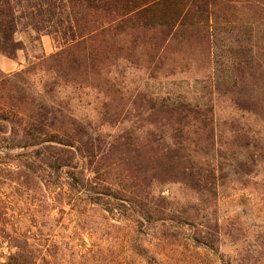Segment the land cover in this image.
Wrapping results in <instances>:
<instances>
[{"label":"rangeland","instance_id":"1","mask_svg":"<svg viewBox=\"0 0 264 264\" xmlns=\"http://www.w3.org/2000/svg\"><path fill=\"white\" fill-rule=\"evenodd\" d=\"M212 26L210 43L168 53L160 74H152L144 62L121 59L103 85L61 86L54 95L95 137L111 142L127 136L134 149L138 144L180 147L196 172L216 177L205 192L183 182L153 181L146 191L122 182L120 194L132 189L150 194L142 208L152 212V222L144 224L130 211H112L104 204H55L49 220L40 216L43 210L31 212L37 227L29 216L21 225L50 233L58 264H264V23L235 10ZM16 39L24 47L14 59L0 55L5 60L0 75L25 69L61 47L23 22ZM46 80L42 73L30 77L37 89ZM252 97L257 105L248 103ZM151 99L208 107L214 119L206 129L152 121L147 111ZM121 174L115 171L111 177L119 181ZM5 190L0 185V195ZM19 209L0 205V228L1 215L18 218ZM7 252L1 243L0 264Z\"/></svg>","mask_w":264,"mask_h":264},{"label":"trees","instance_id":"2","mask_svg":"<svg viewBox=\"0 0 264 264\" xmlns=\"http://www.w3.org/2000/svg\"><path fill=\"white\" fill-rule=\"evenodd\" d=\"M235 10L264 23V0H0V55L14 59L23 49L16 39L21 22L61 43L27 68L0 75V185L10 191L0 195V205L22 208L18 218L1 215L0 246L8 250L2 264L61 263L59 252H52L50 233L33 231L38 223L31 212L43 210L40 216L49 220L55 204H104L112 211H130L144 224L152 222V212L142 208L150 194L133 189L120 194L122 182L145 191L153 181L183 182L200 192L216 182L214 173L196 172L180 147L138 144L134 149L127 136L111 142L95 137L54 95L61 86L103 85L121 59L144 62L152 74H160L168 53L210 43L212 22ZM40 73L47 80L41 89L33 88L30 77ZM248 101L257 105L253 97ZM147 111L150 120L182 129H206L214 119L208 107L165 99L149 100ZM147 153L152 156L145 158ZM115 171L122 172V180L111 177ZM27 216L33 226L21 225Z\"/></svg>","mask_w":264,"mask_h":264},{"label":"crops","instance_id":"3","mask_svg":"<svg viewBox=\"0 0 264 264\" xmlns=\"http://www.w3.org/2000/svg\"><path fill=\"white\" fill-rule=\"evenodd\" d=\"M4 61H5V60H3L2 57H0V65H1L2 63H5Z\"/></svg>","mask_w":264,"mask_h":264}]
</instances>
